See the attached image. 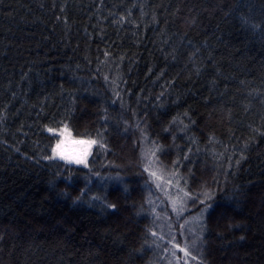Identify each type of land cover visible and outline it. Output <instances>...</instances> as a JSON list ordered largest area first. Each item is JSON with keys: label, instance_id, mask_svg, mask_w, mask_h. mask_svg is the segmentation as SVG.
Returning <instances> with one entry per match:
<instances>
[{"label": "trees", "instance_id": "1", "mask_svg": "<svg viewBox=\"0 0 264 264\" xmlns=\"http://www.w3.org/2000/svg\"><path fill=\"white\" fill-rule=\"evenodd\" d=\"M0 264H264V0H0Z\"/></svg>", "mask_w": 264, "mask_h": 264}, {"label": "snow or ice", "instance_id": "2", "mask_svg": "<svg viewBox=\"0 0 264 264\" xmlns=\"http://www.w3.org/2000/svg\"><path fill=\"white\" fill-rule=\"evenodd\" d=\"M49 131L53 130L50 129ZM60 135L63 136V139H60L56 144L53 150L54 155L60 159L74 162L76 164H86L90 149L92 145L97 142L95 140H74L71 138V133L68 132L66 128L60 133ZM151 175L154 177L157 176L156 172H152ZM110 207L114 208L115 205H110ZM177 247H179V245H177ZM180 251L184 252L185 256L189 255V252L184 248H180ZM193 259H195V257H193Z\"/></svg>", "mask_w": 264, "mask_h": 264}, {"label": "rangeland", "instance_id": "3", "mask_svg": "<svg viewBox=\"0 0 264 264\" xmlns=\"http://www.w3.org/2000/svg\"><path fill=\"white\" fill-rule=\"evenodd\" d=\"M63 131H64V128H63L62 130H60V131L58 132V134L60 135V133L63 132ZM60 138L63 139V136L60 135ZM71 138H72V137H71ZM72 139H74V138H72ZM74 140H79V139H74ZM87 158H88V156H87ZM143 160H144L145 165L147 166V168H148V166L151 167V169H152L151 172H156L155 169H154V166H155V165H154V162L152 161V159H151L149 156H147V155L145 154V152L143 153ZM153 181H154V183H157L155 177L153 178ZM174 193L176 194V200H177V201H178V200H183V196H182V195L178 194L177 192H174ZM201 213L204 214V210H202ZM200 223H201V216H200V215H196V216H194V217H192V218H190V219L188 220V224H189V225H195V226H197V225L200 224Z\"/></svg>", "mask_w": 264, "mask_h": 264}]
</instances>
